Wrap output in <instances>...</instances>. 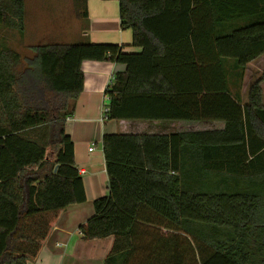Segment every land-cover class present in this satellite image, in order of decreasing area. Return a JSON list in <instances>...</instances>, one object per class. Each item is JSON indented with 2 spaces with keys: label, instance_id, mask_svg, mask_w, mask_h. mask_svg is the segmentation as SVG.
I'll return each mask as SVG.
<instances>
[{
  "label": "trees",
  "instance_id": "1",
  "mask_svg": "<svg viewBox=\"0 0 264 264\" xmlns=\"http://www.w3.org/2000/svg\"><path fill=\"white\" fill-rule=\"evenodd\" d=\"M86 1L74 0L84 17ZM116 1L138 53L43 44L22 58L0 44V264L36 259L60 214L86 200L66 134L83 61L125 67L105 90L106 120L224 123L103 135L108 194L79 232L112 239L104 264H264L261 79L246 106L230 89L264 54V0ZM24 17V0H0V28L22 37Z\"/></svg>",
  "mask_w": 264,
  "mask_h": 264
},
{
  "label": "crops",
  "instance_id": "2",
  "mask_svg": "<svg viewBox=\"0 0 264 264\" xmlns=\"http://www.w3.org/2000/svg\"><path fill=\"white\" fill-rule=\"evenodd\" d=\"M24 9L23 36L14 32L8 35L32 52L36 46L43 44L116 45L124 53L140 51L131 46V31L120 29L116 0H87V17L76 12L74 0H24ZM226 67L232 68V62L228 61ZM80 70L83 75L82 90L74 102L71 117L66 120V134L74 144V163L82 178L86 200L83 204L68 206L60 214L40 253L27 264H104L112 239L84 241L79 232V226L94 213V200L108 194V177L101 146L103 135H169L224 128L221 121L104 120L107 107L105 90L112 83L114 74L123 72L125 67L110 61H83ZM259 79L264 110V54L245 66L240 83L234 78V84L230 86L232 95L242 106L248 104L250 87ZM92 146L93 150L89 152Z\"/></svg>",
  "mask_w": 264,
  "mask_h": 264
},
{
  "label": "rangeland",
  "instance_id": "3",
  "mask_svg": "<svg viewBox=\"0 0 264 264\" xmlns=\"http://www.w3.org/2000/svg\"><path fill=\"white\" fill-rule=\"evenodd\" d=\"M8 33L5 30H3L2 28H0V43L1 42H5V43H1L2 45H7V48H10L12 50H14L15 52H17L22 58H31L33 56V52L28 50L24 44H19L15 37L14 38H10V36L8 35ZM15 34H17L16 32H14ZM107 98L105 100V104L108 105L107 102Z\"/></svg>",
  "mask_w": 264,
  "mask_h": 264
},
{
  "label": "built area",
  "instance_id": "4",
  "mask_svg": "<svg viewBox=\"0 0 264 264\" xmlns=\"http://www.w3.org/2000/svg\"><path fill=\"white\" fill-rule=\"evenodd\" d=\"M107 110H108V108L106 107L104 110V120H106L105 114H106ZM92 150H93V146L91 148H89V152H91Z\"/></svg>",
  "mask_w": 264,
  "mask_h": 264
}]
</instances>
